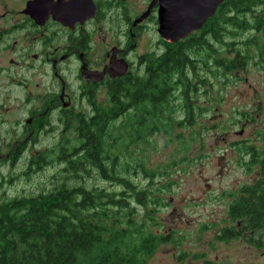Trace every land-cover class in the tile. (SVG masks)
I'll return each instance as SVG.
<instances>
[{"label": "trees", "instance_id": "1", "mask_svg": "<svg viewBox=\"0 0 264 264\" xmlns=\"http://www.w3.org/2000/svg\"><path fill=\"white\" fill-rule=\"evenodd\" d=\"M262 3L224 0L199 29L168 42L162 56L148 53L143 72L116 80L107 102L69 119L64 132L73 136L65 134L51 148L31 155L25 172L54 167L55 173L39 192L0 201V264H148L159 244L169 240L170 234L153 228L160 224L156 213L166 205L161 194L170 182L156 186L154 179L163 171L148 167L134 149L149 143L157 131L190 125L185 122L193 110L188 94L208 84L199 74L202 67L223 79L245 69L255 54L264 66L259 41L235 40L237 32L264 33V16L254 14ZM214 42L222 46L216 49ZM220 49L234 55H223ZM174 90L184 99L183 121L173 118ZM9 150L5 158L13 164L21 152L15 146ZM239 150L249 154L248 160L241 159L246 168L256 160L258 176L231 194L232 224L221 227L216 240L242 236L248 244L264 247V142L259 147L242 144ZM119 161L124 162L119 166ZM136 171L144 174L147 187L129 177ZM97 180L118 187L110 190ZM203 264L217 263L205 259Z\"/></svg>", "mask_w": 264, "mask_h": 264}, {"label": "rangeland", "instance_id": "2", "mask_svg": "<svg viewBox=\"0 0 264 264\" xmlns=\"http://www.w3.org/2000/svg\"><path fill=\"white\" fill-rule=\"evenodd\" d=\"M23 1L3 0L0 13L5 9L14 13L12 17L4 15L5 19L20 16L18 10L24 7ZM143 7L144 4L140 6ZM254 14L264 16V3L256 7ZM15 20H4L2 25H12ZM155 27V22L150 19L139 39L138 53L159 51L157 43L161 37ZM237 35L235 40L250 37L264 47L263 31L250 30L237 32ZM3 42L0 62L8 69L0 72V201L35 194L40 187L48 186L55 168H31L25 172L28 159L54 146L65 134L73 136L72 132H63L64 135L61 132L57 140L54 138L57 134L41 131L35 143L23 149L19 160L13 164L11 160L7 161L5 154L9 147L20 140V125L30 106L24 99V89L32 88L30 77L33 76L26 66H11L8 63L9 58H19L16 51L8 48L11 40ZM213 44L216 49L222 46L220 43ZM245 48L241 44L240 50ZM219 51L229 57L234 55L232 50ZM256 56L248 60L245 69L234 70L223 79L212 77L209 70L202 67L199 74L207 79L208 84L203 82V86L197 85L188 94L193 110L190 107L192 116L185 122L190 125L176 126L170 132L163 129L157 131L151 135L149 143L134 149V155L148 167L163 171L162 176L154 179L156 186L170 182L161 194L166 205L159 207L156 213L160 224L153 228L164 235L170 234L169 240L159 244L148 264H203L205 259L217 264H264V248L250 246L242 236L229 241L216 240L215 236L221 227L232 224L227 214V201L232 198L231 194L258 176V167L249 165L246 168L238 160V157L242 159L241 156L237 155L242 143L257 147L263 144L264 66L257 63L260 58ZM42 69L47 72L46 67ZM34 77L41 84V76L34 74ZM179 97L178 94L173 102L176 108L173 118L183 121L186 110L184 99ZM81 108L86 113L91 110L84 105ZM178 134L181 136L178 137ZM237 140L242 143L239 145ZM123 162L119 161V166ZM129 177L147 187L148 180L143 173L136 171ZM87 182L94 183L93 180ZM96 183L110 190L118 187L113 182L97 180Z\"/></svg>", "mask_w": 264, "mask_h": 264}, {"label": "flooded vegetation", "instance_id": "3", "mask_svg": "<svg viewBox=\"0 0 264 264\" xmlns=\"http://www.w3.org/2000/svg\"><path fill=\"white\" fill-rule=\"evenodd\" d=\"M145 2L147 0L137 3L129 0H24V7L18 10L20 16L8 26L2 25V21L14 19H5L4 15L12 17L14 13L6 9V13H0V46L4 40H11L8 48L16 51L19 58H9L8 63L26 66L33 76L30 77L32 88L24 89V99L30 106L20 125V140L13 147L20 152L28 149L40 132L46 130L57 134L54 138L59 140L64 124L73 116L86 113L82 105L91 108L107 102L116 80L146 69L149 52L138 53L137 48L150 19L155 22L157 32L158 0H149L147 5ZM142 4L144 7L140 8ZM1 5H4L3 0H0ZM148 8L149 14L138 20ZM167 43L162 38L158 40L159 51H153L155 57L162 56L169 47ZM4 68L8 69L0 62V72ZM34 74L41 76V84L35 81ZM173 92L176 96L179 94L178 90ZM237 143L240 145L242 141L237 140ZM239 151L237 155L241 158H250L249 154L240 155ZM8 154L10 150L5 156ZM238 160L241 161L239 157ZM253 161L252 165L258 167L256 160ZM230 201H227V214Z\"/></svg>", "mask_w": 264, "mask_h": 264}, {"label": "water", "instance_id": "4", "mask_svg": "<svg viewBox=\"0 0 264 264\" xmlns=\"http://www.w3.org/2000/svg\"><path fill=\"white\" fill-rule=\"evenodd\" d=\"M224 0H158L157 33L170 42L199 29ZM151 7V6H150ZM27 8H25V12ZM149 14V8L138 20Z\"/></svg>", "mask_w": 264, "mask_h": 264}, {"label": "bare ground", "instance_id": "5", "mask_svg": "<svg viewBox=\"0 0 264 264\" xmlns=\"http://www.w3.org/2000/svg\"><path fill=\"white\" fill-rule=\"evenodd\" d=\"M217 8H218V7H217ZM216 10H217V9H216ZM194 31H196V30H194ZM192 32H193V31H192ZM192 32H191V33H192ZM188 35H189V34H188ZM188 35H187V36H188ZM185 37H186V36H185ZM183 38H184V37H183ZM181 39H182V38H181ZM178 40H179V39H178ZM165 41H166V40H165ZM176 41H177V40H176ZM168 42H170V41H168ZM174 42H175V41H174ZM124 70L126 71V67H125ZM125 71H123V72H125Z\"/></svg>", "mask_w": 264, "mask_h": 264}]
</instances>
